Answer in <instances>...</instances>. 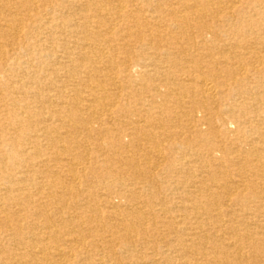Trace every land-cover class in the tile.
I'll list each match as a JSON object with an SVG mask.
<instances>
[{
  "label": "bare ground",
  "instance_id": "bare-ground-1",
  "mask_svg": "<svg viewBox=\"0 0 264 264\" xmlns=\"http://www.w3.org/2000/svg\"><path fill=\"white\" fill-rule=\"evenodd\" d=\"M0 264H264V0H0Z\"/></svg>",
  "mask_w": 264,
  "mask_h": 264
}]
</instances>
